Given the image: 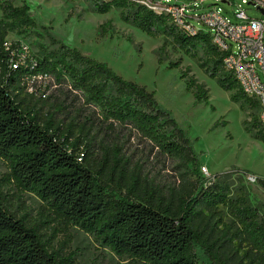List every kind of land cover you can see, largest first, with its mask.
<instances>
[{"label":"trees","instance_id":"1","mask_svg":"<svg viewBox=\"0 0 264 264\" xmlns=\"http://www.w3.org/2000/svg\"><path fill=\"white\" fill-rule=\"evenodd\" d=\"M84 1L162 38L159 64L180 68L170 52L196 60L248 113L244 129L264 145L258 103L225 69L208 32L190 34L137 1ZM0 10V264H75L55 248L50 227L19 213L9 185L38 198L48 224L80 229L128 264H264L263 205L244 183L248 171L204 177L192 141L154 92L48 32L50 47L24 63L7 38L39 26L27 5L5 1ZM189 73L187 91L208 104L209 91ZM154 163L168 165L174 180L148 168Z\"/></svg>","mask_w":264,"mask_h":264},{"label":"rangeland","instance_id":"2","mask_svg":"<svg viewBox=\"0 0 264 264\" xmlns=\"http://www.w3.org/2000/svg\"><path fill=\"white\" fill-rule=\"evenodd\" d=\"M5 1L17 7L27 5L30 16L39 26L37 34H10L7 38L10 45L19 43L24 63L38 54L39 47H50L49 33L85 56L108 64L124 79L145 86L155 93L158 103L171 111L179 126L186 131L200 157L201 168L205 167L210 177L235 170L249 172L243 175L244 183L250 188L253 202L263 205L264 211V191L257 183V179L264 180V145L245 131L243 123L249 120L248 113L242 112L231 101V93L222 90L215 80L204 74L196 60L170 52L172 61L181 60L180 68L170 69L168 62L159 64L156 52L163 43L162 38L148 37L125 24L115 10L104 15L95 13L84 0H0V5ZM222 1L207 0L197 5L190 14L200 16L216 7L230 22L238 23L234 13L241 5L250 19H264L262 13L242 4V0ZM192 22L198 30L208 32L198 21ZM102 27L106 30L104 36L101 35ZM187 68L189 76L209 91L208 104H197L187 91L182 79V72ZM163 165L154 163L148 168L173 181L169 166L165 171ZM4 174L5 169L0 176ZM249 176L255 178V182L248 181L246 177ZM6 190L14 196V206L21 215H27L36 223L43 222L44 229L50 227L48 233L56 234L55 248L73 256L75 264H128L80 229H64L48 224V219L42 215V203L34 195L20 194L10 185Z\"/></svg>","mask_w":264,"mask_h":264},{"label":"built area","instance_id":"3","mask_svg":"<svg viewBox=\"0 0 264 264\" xmlns=\"http://www.w3.org/2000/svg\"><path fill=\"white\" fill-rule=\"evenodd\" d=\"M131 1L169 16L175 25L190 34L198 31L192 20L204 25L215 48L224 54L225 69L233 75L243 94L258 103V121L264 129V19H250L241 5L234 13L238 23L230 22L216 7L200 16L190 14L197 5L207 0ZM224 2L231 3L232 0ZM242 4L253 7L264 16V0H242ZM201 173L210 178L205 167L201 168ZM246 179L252 182L256 180L250 176Z\"/></svg>","mask_w":264,"mask_h":264},{"label":"water","instance_id":"4","mask_svg":"<svg viewBox=\"0 0 264 264\" xmlns=\"http://www.w3.org/2000/svg\"><path fill=\"white\" fill-rule=\"evenodd\" d=\"M223 3H225V2L223 1Z\"/></svg>","mask_w":264,"mask_h":264}]
</instances>
